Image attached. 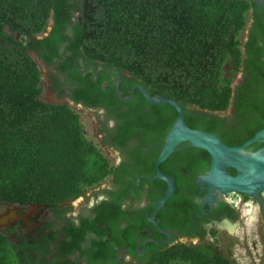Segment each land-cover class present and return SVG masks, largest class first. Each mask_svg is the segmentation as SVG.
<instances>
[{
	"label": "trees",
	"instance_id": "16d2710c",
	"mask_svg": "<svg viewBox=\"0 0 264 264\" xmlns=\"http://www.w3.org/2000/svg\"><path fill=\"white\" fill-rule=\"evenodd\" d=\"M77 2L80 16L69 40L83 58L127 72L151 95L174 99L184 109L228 107L231 77L242 61L240 34L255 2ZM71 7V0H0V203L55 208L83 195L113 170L87 136L80 112L41 98L42 74L30 50H46L49 37H35L46 30L51 17L52 36L58 35L69 22ZM19 36L27 41L21 42ZM151 106L155 113L167 107L171 121L177 117L169 104ZM139 121L134 115L128 119ZM189 126L196 128L190 122ZM57 233L43 228L31 240L13 241L0 231V264H78L69 256H76L84 231L70 229L63 240L56 238ZM50 237L55 242L52 248ZM120 264L236 262L213 242L202 241L178 242L135 263Z\"/></svg>",
	"mask_w": 264,
	"mask_h": 264
},
{
	"label": "flooded vegetation",
	"instance_id": "af4514ba",
	"mask_svg": "<svg viewBox=\"0 0 264 264\" xmlns=\"http://www.w3.org/2000/svg\"><path fill=\"white\" fill-rule=\"evenodd\" d=\"M71 2L69 22L64 29L52 36L51 17L46 30L35 37L43 40L49 37L46 50H30L41 74H46L41 98L49 104H66L80 113L96 114L93 135L89 138L101 149L113 170L83 195L55 208L34 204L43 206V215L35 219L27 213L25 219H11L6 228L13 230L39 221L41 225L34 236L45 228L46 233L57 231L59 240L70 229L84 231L76 256H69L71 260L78 264H120L135 263L151 251L178 242L215 243L220 230L236 233V223L232 221L242 217L240 204L246 199H251L257 204V211L264 214V191L260 192L261 200L238 192H211L204 180L211 157L188 142L180 143L159 164L160 171L174 183L172 195L160 204L168 183L156 177V160L175 120L171 121L167 107L154 112L151 105L158 104L146 100L140 89L145 86L134 76L81 56L75 42L69 40L72 26L80 16L77 0ZM240 38L242 61L231 77L228 107L223 111L193 106L184 109L188 126L190 122L196 129L206 132L211 129L210 133L230 146L242 145L264 128V6L257 4L249 9ZM131 115L140 121L128 122ZM262 146L264 138L253 141L246 149L255 151ZM227 171L236 173L232 167ZM229 194H236L239 200L228 198ZM0 204L7 209L19 208L18 215L33 205ZM49 243L52 248L55 244L52 237Z\"/></svg>",
	"mask_w": 264,
	"mask_h": 264
},
{
	"label": "water",
	"instance_id": "95a60500",
	"mask_svg": "<svg viewBox=\"0 0 264 264\" xmlns=\"http://www.w3.org/2000/svg\"><path fill=\"white\" fill-rule=\"evenodd\" d=\"M264 6V0H252ZM146 100L150 103H166L177 111V117L166 136V142L156 160V177L168 183V189L160 204L172 195L174 191L173 179L163 174L159 164L182 142L190 146L207 151L211 157V165L204 180L211 192L227 194L238 192L261 200L260 192L264 191V146L255 151L246 149V146L260 138H264V128L258 131L251 139L242 145H227L218 135L200 129L189 127L185 121L184 107L178 101L161 95H151L145 87H140ZM228 167L236 169L235 174L227 171ZM17 209H9L0 214V226L6 225L11 219H25V215L17 214ZM261 215V214H260ZM261 216L264 217V214Z\"/></svg>",
	"mask_w": 264,
	"mask_h": 264
},
{
	"label": "rangeland",
	"instance_id": "374dc122",
	"mask_svg": "<svg viewBox=\"0 0 264 264\" xmlns=\"http://www.w3.org/2000/svg\"><path fill=\"white\" fill-rule=\"evenodd\" d=\"M19 39L23 43L27 41L23 36H19ZM31 55L35 58L34 54L31 53ZM45 75V72H43V81ZM42 89H44V87H42ZM42 100H44V97H42ZM80 114L87 136L91 137L96 122V114H93V112H81ZM227 197L239 200V196L236 194H229ZM5 206L4 204H0V214L6 213L9 210L7 206ZM29 208L23 210L21 213L24 215L29 213L35 219L38 215H43L45 211L43 206L40 205L33 204L30 205ZM36 208L40 210H36ZM18 210L19 208L16 211ZM257 210V204L252 202L251 199H246L243 204H240V213L242 217L239 216L232 221V224L236 223V233H230L228 230H220L219 239L214 243L222 252H229L236 264H264V217L261 216ZM6 225H1L0 231L5 234L9 240L19 241L22 237L31 240L37 233L36 230L41 223L39 221H34L32 224L26 223L13 230L6 228Z\"/></svg>",
	"mask_w": 264,
	"mask_h": 264
},
{
	"label": "bare ground",
	"instance_id": "6f19581e",
	"mask_svg": "<svg viewBox=\"0 0 264 264\" xmlns=\"http://www.w3.org/2000/svg\"><path fill=\"white\" fill-rule=\"evenodd\" d=\"M226 224V222H224Z\"/></svg>",
	"mask_w": 264,
	"mask_h": 264
}]
</instances>
